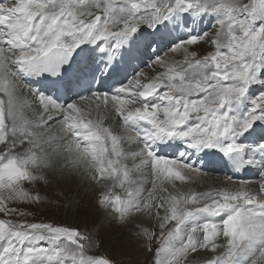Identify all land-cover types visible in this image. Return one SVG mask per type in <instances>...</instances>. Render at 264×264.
Returning a JSON list of instances; mask_svg holds the SVG:
<instances>
[{"label": "snow or ice", "instance_id": "6c2138e0", "mask_svg": "<svg viewBox=\"0 0 264 264\" xmlns=\"http://www.w3.org/2000/svg\"><path fill=\"white\" fill-rule=\"evenodd\" d=\"M166 37L182 60L160 54ZM214 153L258 181L176 191ZM66 170L102 185L118 226L156 220L154 264H264V0H0V264H116L78 229L10 218L39 202L25 183Z\"/></svg>", "mask_w": 264, "mask_h": 264}, {"label": "rangeland", "instance_id": "374dc122", "mask_svg": "<svg viewBox=\"0 0 264 264\" xmlns=\"http://www.w3.org/2000/svg\"><path fill=\"white\" fill-rule=\"evenodd\" d=\"M200 28L206 30L209 35H213L207 20L204 21ZM169 39L166 37L162 40L163 42L161 41L160 54L168 55L176 60H182L183 57L181 54L176 53L173 55L168 52L166 44ZM193 47L201 53L210 50L209 44L203 41ZM143 60L151 64L152 52H145ZM141 70H145L149 75L152 74L150 68L144 65H142ZM157 70L159 71L160 69ZM192 161L195 165L199 162L194 157ZM129 167L132 168L133 166L130 164ZM68 171L70 170H66V172ZM205 171H208V173L212 172L213 174L219 173L218 171L213 172L212 170ZM70 172L69 174H72V176L66 173H63V175L57 173L55 177L50 178V182L47 184L42 182H36L34 184L25 183L26 189L33 196L38 195L40 197L39 202L10 204V207H19L29 213L26 217L12 216L10 218L14 222L26 219L30 223H51L54 226L78 229L81 233L90 235L91 240L95 244V247L88 249L90 254L106 255L114 260L116 264H154V250L161 242L159 238L160 230L157 227L156 220L139 217L122 227L118 226L114 214L109 209L97 203L98 194L101 191L102 185H97L86 177L82 179L80 171ZM135 174H138V172H135ZM132 175L135 178L134 171ZM114 191L121 196L125 195L119 188L114 189ZM0 218L8 219L9 217H4L0 214ZM133 224H142L143 228L156 232V238L149 241L144 236L137 235L138 229L133 227ZM149 246L153 251L146 250ZM207 255L211 256L212 253H208Z\"/></svg>", "mask_w": 264, "mask_h": 264}, {"label": "bare ground", "instance_id": "6f19581e", "mask_svg": "<svg viewBox=\"0 0 264 264\" xmlns=\"http://www.w3.org/2000/svg\"><path fill=\"white\" fill-rule=\"evenodd\" d=\"M142 65L144 64H141L140 68H142ZM128 71L131 72V69L129 68ZM142 71L145 72V70H142ZM36 86L39 87V85H36ZM95 115L96 114L94 113V116ZM100 115L105 116L104 124L106 126H112L114 131L117 134L121 136H128V135L134 136L135 135V133H128L124 131L121 121L115 117L114 113L102 112L100 113ZM141 146L142 145L140 144L127 143V142L124 144L125 150L129 152L137 151ZM175 152H176L175 147H171V148H164L161 154L172 156L175 154ZM193 157L194 159L199 160V162L196 164V167L201 168L202 172L199 176L193 175L191 180L183 184H180L179 182H177L176 191L183 192L185 194H190V193H203V192L210 191V190L225 189V188L229 190H235L238 187L237 182L241 180H245V178L247 181H251L253 185L258 181V177L256 175L255 169L243 171L244 173L242 174L244 175H241L240 173H235L231 169L230 166L226 165L225 159L219 153H214V154H209V155L202 154L199 157L197 156H193ZM135 162L138 163L139 160L133 161L131 158H129L126 161L128 166L130 164L133 166ZM205 170H212L213 172L218 171L219 173H223V174H219V173L213 174L212 172L208 173V171L206 172ZM64 173H66L69 176H72V174H69L71 173L70 171L68 172L65 171ZM146 173H147V169H145V174ZM81 176H82L81 177L82 179H84L83 177L88 178L87 175H85L83 172H81ZM134 176L135 178L139 179V177L141 176V173L135 174V171H134ZM228 177H234V181L232 183H229ZM82 182L84 181L82 180ZM145 186L148 187L150 185L145 184Z\"/></svg>", "mask_w": 264, "mask_h": 264}]
</instances>
